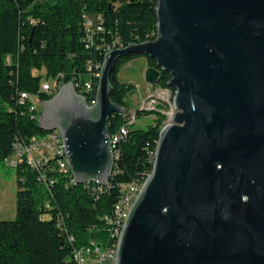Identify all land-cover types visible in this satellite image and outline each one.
I'll return each mask as SVG.
<instances>
[{
    "label": "water",
    "instance_id": "95a60500",
    "mask_svg": "<svg viewBox=\"0 0 264 264\" xmlns=\"http://www.w3.org/2000/svg\"><path fill=\"white\" fill-rule=\"evenodd\" d=\"M157 36L107 53L88 106L68 83L38 126L62 135L79 185L106 186L114 166L111 75L131 55L174 88L152 171L124 225L116 264H264V0H158Z\"/></svg>",
    "mask_w": 264,
    "mask_h": 264
},
{
    "label": "trees",
    "instance_id": "16d2710c",
    "mask_svg": "<svg viewBox=\"0 0 264 264\" xmlns=\"http://www.w3.org/2000/svg\"><path fill=\"white\" fill-rule=\"evenodd\" d=\"M157 3L158 0H0V163L13 154L17 140L47 134L38 126V113L30 112L32 103H20V94L26 92L38 95L41 102L49 101L54 96L40 92L44 79L63 75L65 83L85 81L88 64L102 61L98 52L85 47L83 16L101 15L106 39H118L127 47L154 40ZM137 57L121 59L111 75V99L128 110L133 85L121 83L119 74L126 62ZM147 62L149 67H156L154 60ZM170 79L168 73H162L156 87L175 92L168 87ZM142 115H156L155 124L147 130L128 125L129 136L118 147L120 159L110 183L100 190H93V185L74 184L69 173L57 169L47 168L44 180L25 162L16 168V218L0 221V264H75L71 259L76 247L101 239L108 241L106 219L119 202L120 186L146 180L152 171L148 149L157 145L166 117L157 111H137L136 118ZM126 124L125 115L112 116L110 134ZM51 161L54 167L56 160ZM69 237H74L73 245Z\"/></svg>",
    "mask_w": 264,
    "mask_h": 264
},
{
    "label": "built area",
    "instance_id": "2783aa9c",
    "mask_svg": "<svg viewBox=\"0 0 264 264\" xmlns=\"http://www.w3.org/2000/svg\"><path fill=\"white\" fill-rule=\"evenodd\" d=\"M84 28H85V47L88 50H95L101 56L102 61L88 64V77L85 81H71L76 89L77 93L83 97L88 106H95L97 103V87L100 77L101 69L104 62V57L107 53L123 49L125 46L119 41H108L105 37V23L104 18L101 15H85L83 16ZM157 36V32L153 34ZM154 38V39H155ZM8 63L11 62V58L7 57ZM97 82V84H96ZM68 83L64 82V76L59 75L55 79H44L41 83V93L55 96L62 86ZM175 92L170 90L161 89L159 92H147V99L140 101L137 111L150 112L157 111L165 115V121L163 127L173 122L176 110L173 106V97ZM30 101L32 106L30 112H37L35 101L42 104L38 95H30L29 93L22 92L20 94V103ZM125 115L128 124L120 127V129L114 134H110L112 148L114 150L115 165L120 159V151L118 147L121 143L126 141L129 136L128 125H131L135 119L130 114L132 111ZM148 155L152 164L154 163L156 156V146L148 149ZM51 160H56L55 166L51 167ZM25 162L28 167L38 172L41 179L47 177V168L49 171L57 169L60 172L69 173L72 178V183L77 184L73 179L66 157V152L63 144L62 135L59 131L49 132L45 135L35 137L32 140H17L14 144L13 154L5 160L6 166L10 168H18V166ZM50 166V167H49ZM147 180V179H146ZM146 180H135L132 183L124 184L120 186V199L114 208L113 215L106 219L109 226V238L104 244L102 241H91L90 244L76 247L72 253V259L75 264H116L117 250L119 241L122 235L124 225L130 215L132 208L134 207L139 195L146 183ZM99 184H86L93 185V190H100L102 187ZM70 244L75 243L74 237H69Z\"/></svg>",
    "mask_w": 264,
    "mask_h": 264
},
{
    "label": "rangeland",
    "instance_id": "374dc122",
    "mask_svg": "<svg viewBox=\"0 0 264 264\" xmlns=\"http://www.w3.org/2000/svg\"><path fill=\"white\" fill-rule=\"evenodd\" d=\"M136 59V60H135ZM146 63V58L144 56H138L134 58L133 61L129 64L127 62L122 66L120 73L121 82L132 84L133 90L128 98V102L130 104V110L132 113L131 116H134L136 120L133 125V129H141L147 130L150 126L155 124L153 117H157L156 115L151 116H140L136 118L137 107L142 100L147 99V92L149 89V85L146 83L143 73V68ZM44 74V71L42 72ZM35 106L37 107L38 112V120L41 117L43 112V105L35 101ZM17 172L16 169L10 168L6 166L5 163H0V197L4 198L5 206L0 205V221L3 220H14L13 210L9 212V209L12 206L16 210L17 205ZM3 208H6L4 211ZM101 241L105 244L106 239H101Z\"/></svg>",
    "mask_w": 264,
    "mask_h": 264
},
{
    "label": "crops",
    "instance_id": "0c3cea01",
    "mask_svg": "<svg viewBox=\"0 0 264 264\" xmlns=\"http://www.w3.org/2000/svg\"><path fill=\"white\" fill-rule=\"evenodd\" d=\"M136 60V59H135ZM133 61V60H132ZM131 61H129V62H127V64H129ZM149 67V65H148V62H147V59H146V63H145V65H144V68H143V73L145 74V71H146V69ZM121 73V72H120ZM119 76H120V74H119ZM119 80H120V77H119ZM120 82H121V80H120ZM121 83H123V84H127V83H124V82H121ZM132 85V84H131ZM149 87V89H148V91H152V92H159L162 88H159V87H151V86H148ZM163 90H166V89H163ZM131 111V110H130ZM153 119L154 120H156V118L155 117H153ZM135 121L136 120H134L133 121V123L132 124H135ZM0 205H2V206H5V203H4V198L3 197H0ZM3 210L5 211L6 210V208H3ZM11 210H13V216L12 217H14V219L16 218V210H15V208L12 206V208H10L9 209V212H11Z\"/></svg>",
    "mask_w": 264,
    "mask_h": 264
}]
</instances>
